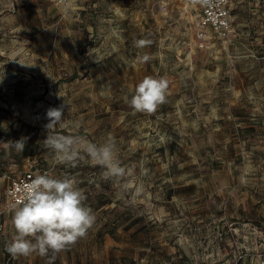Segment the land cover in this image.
I'll return each mask as SVG.
<instances>
[{
    "label": "rangeland",
    "instance_id": "obj_1",
    "mask_svg": "<svg viewBox=\"0 0 264 264\" xmlns=\"http://www.w3.org/2000/svg\"><path fill=\"white\" fill-rule=\"evenodd\" d=\"M232 14L229 39L201 41L176 0H0V142L27 138L22 153L0 145V264H264V0H232ZM149 75L169 80L167 102L136 112ZM63 103L55 131L111 134L123 178L44 146ZM32 169L74 177L96 216L56 256L6 251L9 182Z\"/></svg>",
    "mask_w": 264,
    "mask_h": 264
},
{
    "label": "clouds",
    "instance_id": "obj_2",
    "mask_svg": "<svg viewBox=\"0 0 264 264\" xmlns=\"http://www.w3.org/2000/svg\"><path fill=\"white\" fill-rule=\"evenodd\" d=\"M152 43L150 39L134 41L137 48ZM143 62L151 56L145 54ZM169 80L164 76H145L134 90L130 106L134 111L153 114L167 102ZM68 107L63 103L50 107L46 111L47 130L44 146L50 149L56 158L66 165H73L82 159V152L90 162L103 169V176L113 180L126 174L118 157L116 139L109 134L102 143L86 140L77 134H59L55 130L64 125V111ZM27 138L0 142L8 150L22 153ZM142 171L146 174V169ZM22 201L11 208V221L15 235L6 245V251L13 257L38 254L41 257L56 256L79 239L87 236L94 226L96 216L85 201L84 191L74 177L56 176L50 172L38 173L22 186Z\"/></svg>",
    "mask_w": 264,
    "mask_h": 264
},
{
    "label": "built area",
    "instance_id": "obj_3",
    "mask_svg": "<svg viewBox=\"0 0 264 264\" xmlns=\"http://www.w3.org/2000/svg\"><path fill=\"white\" fill-rule=\"evenodd\" d=\"M71 0H57L59 4L69 3ZM189 7L195 16L197 39L203 41L208 38L229 39L233 32L232 0H176ZM39 169H32L20 177L12 178L9 182L7 196L8 206L18 205L22 201V186L29 182Z\"/></svg>",
    "mask_w": 264,
    "mask_h": 264
},
{
    "label": "crops",
    "instance_id": "obj_4",
    "mask_svg": "<svg viewBox=\"0 0 264 264\" xmlns=\"http://www.w3.org/2000/svg\"><path fill=\"white\" fill-rule=\"evenodd\" d=\"M233 15V14H232ZM234 20V19H233ZM174 258V257H173ZM179 264H186L185 258H183L182 255L179 256V261H177Z\"/></svg>",
    "mask_w": 264,
    "mask_h": 264
}]
</instances>
